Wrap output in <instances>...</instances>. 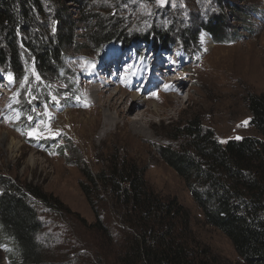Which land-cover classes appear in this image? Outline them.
I'll list each match as a JSON object with an SVG mask.
<instances>
[{
	"label": "trees",
	"instance_id": "trees-1",
	"mask_svg": "<svg viewBox=\"0 0 264 264\" xmlns=\"http://www.w3.org/2000/svg\"><path fill=\"white\" fill-rule=\"evenodd\" d=\"M97 1L100 3L95 0H0V67L12 69L18 84L28 68H33L41 79L37 83L42 87V96L37 95L35 83L27 84L18 93L20 101L15 106L21 117L15 128L21 133L30 126L26 116H36L33 110L39 107L38 102H43L44 97L50 100L44 83L65 93H75L76 75L67 61L70 53L78 51L83 44L77 39L83 36L76 33L77 28L85 29L82 33L85 40L98 51L107 45L126 48L138 44H149L152 50L179 51L193 48L201 31L222 39L228 19L238 20L248 11L240 10L235 4L237 0H218L222 7L217 16L201 10L208 16L207 20L191 22L182 15L169 18L163 15L161 19H166L160 21L162 25L150 29L146 26L153 19L139 23L131 17L129 0ZM70 2L78 7L75 20L67 5ZM57 82L63 83V87ZM34 94L35 100L30 101ZM246 107L255 135L234 137L221 144L213 130L194 117L185 124L173 126L164 134L171 143L159 144L156 149L163 162L183 179L204 221L229 239L241 262L264 264V93L248 95ZM35 141L25 140L29 146ZM50 141L39 142L49 150L55 146ZM109 159L96 174L89 168H81L89 184L81 182L80 187L95 212L90 228L99 233L96 239L100 247L93 242L95 249L99 248L98 254H79L73 246L78 243L73 240L67 245L65 262L221 264L219 256L211 254L195 238L190 212L185 206L175 197H160L149 188L143 169L134 161L119 157L117 152ZM98 189L110 196L106 197V203L110 201L109 207L114 212L113 229L102 220L98 208L103 199L97 197ZM92 192L95 197H90ZM37 204L43 209L47 206L55 210L54 215L63 210L56 198L45 195L38 186L0 175V245L6 247L8 264H61L46 263L43 257L44 243L38 235L43 221ZM100 233L107 242L105 246L116 248L113 252L103 250ZM70 253L73 254L70 256Z\"/></svg>",
	"mask_w": 264,
	"mask_h": 264
},
{
	"label": "rangeland",
	"instance_id": "rangeland-1",
	"mask_svg": "<svg viewBox=\"0 0 264 264\" xmlns=\"http://www.w3.org/2000/svg\"><path fill=\"white\" fill-rule=\"evenodd\" d=\"M217 1L128 2L133 10L131 17L139 23L153 19L149 26L145 25L151 29L155 25H162L157 17L163 15L167 18L182 15L184 19L189 17L191 22L207 20L208 16L205 17L202 11L217 16L222 7ZM105 2L108 3V0ZM235 4L240 10L248 9L247 15L241 14L238 20L228 19L225 35L220 40L213 36L210 39L201 32L199 43L188 49L190 53L200 50L196 64L183 65L180 56L168 55L167 58L160 53L156 56L149 53L146 56L149 60L148 72L144 71L143 58L128 69L136 56L128 55L131 50L122 53L105 50L96 61L98 50L91 48L85 40L82 34L85 29L77 28L76 33L83 35L77 39L83 44L78 51L70 53L73 58L69 63L75 65L78 72L74 83L79 94L74 93L73 99H70L65 94L56 97L51 93L54 104L44 97V107L36 109L41 115L40 120H36L32 131L24 134L16 130L12 119L0 116V175L25 185L38 186L42 193L56 198L63 208L56 216L53 214L55 210L36 205L43 221L42 231L38 235L44 243L42 254L46 263L68 264L65 262L66 248L73 240L79 244L73 245L79 254H98L99 248L95 249L93 244L98 246L96 237L99 233L90 228L95 221V212L80 187L81 182L89 184L81 168H89L96 174L107 165L113 152H117L119 157H126L143 169L147 186L155 193L164 198L175 197L189 210L195 238L211 254L219 256L221 264H243L229 239L204 221L185 182L163 162L156 149L159 144L171 143L164 134L173 126L185 124L194 117L212 129L221 144L234 137L255 135L249 124L246 98L252 93H264V0H237ZM67 5L73 19H77V5L72 2ZM144 24H148V21ZM87 60H92L94 64ZM105 60L108 65L101 70L100 66ZM95 63L97 65L93 66ZM119 72L120 83L117 77ZM126 73L128 76H124ZM136 80H143V83L129 85ZM24 81L18 91L23 89ZM103 81L112 82V85L98 102L95 91ZM34 83L36 85L35 80L27 82L29 86ZM144 83L155 87L160 84L158 88L163 87V90L152 96L144 88ZM57 84L63 87V83ZM114 89L121 90L118 96L121 94L124 98L117 99L116 103L114 100L106 103L107 96ZM35 90L37 95H43L40 85ZM56 91L62 90L57 88ZM11 92L9 90L7 95ZM130 93L139 96V100L131 98ZM4 101L5 98L0 100V115L7 104ZM46 115L47 120L44 121ZM34 137H53V141L64 145V149L55 152L33 144L27 145L25 139ZM95 192L99 194L97 197L103 199L98 208L102 220L113 229L114 212L109 207L110 201L106 203V197L110 196L101 189ZM95 192L90 193V197H95ZM103 237V250L109 252L111 249L113 252L116 248L105 246L107 242ZM5 249V245H0V264H8Z\"/></svg>",
	"mask_w": 264,
	"mask_h": 264
},
{
	"label": "bare ground",
	"instance_id": "bare-ground-1",
	"mask_svg": "<svg viewBox=\"0 0 264 264\" xmlns=\"http://www.w3.org/2000/svg\"><path fill=\"white\" fill-rule=\"evenodd\" d=\"M206 36V35H205ZM204 36V37H205ZM207 38V37H206ZM208 40V39H207ZM207 43V42H206ZM104 66H105V64H104ZM112 83V82H111ZM109 86H110V84L107 82V81H103V84H102V86H99V88H98V90L97 91H95V92H97L95 95H96V100L99 102V101H101V98L103 97V95H105L104 93L105 92H107V90H109L110 88H109ZM121 92V90H118V91H116V89H114V92H112L109 96H107V100H106V103H107V101H113L114 100V103H116L117 101V99L118 100H120L121 99V97H123V95H119L118 96V93H120ZM129 96L131 97V98H135L136 100H139V96H137L136 94H134V93H130L129 94ZM124 98V97H123ZM116 101V102H115ZM113 103V104H114ZM121 103L123 104V100L121 101ZM112 104V103H111Z\"/></svg>",
	"mask_w": 264,
	"mask_h": 264
},
{
	"label": "snow or ice",
	"instance_id": "snow-or-ice-1",
	"mask_svg": "<svg viewBox=\"0 0 264 264\" xmlns=\"http://www.w3.org/2000/svg\"><path fill=\"white\" fill-rule=\"evenodd\" d=\"M246 123V122H245Z\"/></svg>",
	"mask_w": 264,
	"mask_h": 264
}]
</instances>
